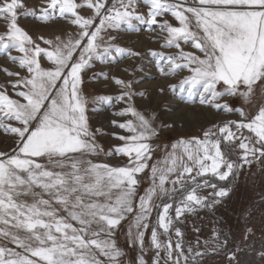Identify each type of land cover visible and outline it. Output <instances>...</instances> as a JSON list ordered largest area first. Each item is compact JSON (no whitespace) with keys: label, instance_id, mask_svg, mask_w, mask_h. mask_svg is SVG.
<instances>
[{"label":"snow or ice","instance_id":"1","mask_svg":"<svg viewBox=\"0 0 264 264\" xmlns=\"http://www.w3.org/2000/svg\"><path fill=\"white\" fill-rule=\"evenodd\" d=\"M96 3L98 7H94L93 0H85V5L94 9L92 17L85 18L78 13L84 5L75 0H42L36 6H30L27 0H0V52L9 55L26 73L24 80L9 81L0 88V136L10 137L13 144L12 150L0 151V264H132L123 259L126 254L114 236L120 223L134 213V197L140 183L137 176L146 169H150L152 184L139 197V210L127 233L129 246L139 248L136 264H148L146 250L153 252L151 264H205V258L220 253H224L228 264H241L239 254L257 235V226L250 223L257 209L243 210L244 227L231 249L230 232L218 224H213L206 237H200V229L193 225L197 239L188 244L182 227L184 217L212 210L230 195L231 187L212 183L209 177L230 183V178L237 179L245 168L264 161V0H195L197 7L188 6L185 0L181 15H177L178 9L171 0H115L111 7H107V0ZM141 6L146 12L138 11ZM105 8L107 12L102 13ZM186 13L194 17L195 29ZM165 14H170L179 26L166 18L158 19ZM27 16L37 22L68 19L84 32L75 41L76 47L66 53V59L64 50L68 44L63 48L57 45L54 60L19 23ZM78 18L87 20L89 28L78 23ZM142 25L146 30L154 26L165 30L162 47L177 50L175 56L149 50L158 71L169 76L187 70L177 83L168 85L173 94L181 100H198L208 108L238 111L241 119L213 123L202 129L200 136L180 138L172 143V151L163 161L150 166L149 141L160 131L156 124L158 114L146 115L135 106L137 92L132 81L111 78L120 89L119 95L100 93L95 99L109 106L113 101L121 102L124 107L114 114L134 118L111 121L128 133H112L122 142L114 146L115 154L126 157L127 163L112 166L94 162L87 157L103 151L97 142V135L103 130H93L89 124L87 106L92 98L84 94L83 74L95 68L97 62L115 61L124 55L141 56L140 52L118 45L115 35L105 38L104 34L122 28L139 31ZM40 39L51 50L52 39ZM53 39L59 40L60 36ZM182 43L191 44L203 56L185 51ZM30 44L34 45L31 49ZM36 49H40L37 61L41 67L42 57L50 65L59 63L64 67L55 75L41 76L37 82L31 68L22 62L27 52ZM11 50L17 54H11ZM6 74L19 77V72ZM101 77L103 72L93 74V79ZM8 87L21 99L12 98ZM158 91L164 93L165 89ZM139 95L149 99L143 90ZM225 96L240 98L256 109L255 114L233 108L227 100L218 102ZM245 129L248 136L243 134ZM222 144L231 152L222 150ZM106 154H111V150ZM38 158H45L46 163ZM173 174L176 175L171 184H178L184 194L175 205L174 217L170 214L173 204L162 205L146 248L153 198L175 195V187H165ZM201 189L211 191L205 196L199 193ZM113 190L118 191L114 194ZM44 194L49 198H44ZM21 197H31V202ZM260 203L264 205V197ZM61 209L67 217L60 214ZM259 230H264V210ZM173 232L177 238L174 245ZM162 235L166 238L163 241ZM258 254L264 258V248Z\"/></svg>","mask_w":264,"mask_h":264},{"label":"rangeland","instance_id":"2","mask_svg":"<svg viewBox=\"0 0 264 264\" xmlns=\"http://www.w3.org/2000/svg\"><path fill=\"white\" fill-rule=\"evenodd\" d=\"M42 0H27L30 6H36ZM76 3L84 5L78 8V13L85 18L92 17L94 9H90L85 5V0H75ZM115 0H107V7H111ZM178 9L177 15H181L185 12V0H171ZM186 4L191 7H197L195 0H186ZM94 7H98L96 0H93ZM138 11L146 12V8L141 6ZM107 8L102 10V13H106ZM189 17V23L195 29L194 17L191 13H186ZM168 19L174 26H179L178 22L170 16L165 14V17L158 19ZM0 21V25H2ZM19 23L29 31L36 44H40L41 48L47 51V55L51 59H56V46L59 45L63 48L64 44H68V48L65 49L66 53L76 47L75 41L83 34L84 29L71 25L70 20L63 18H56L52 22H37L32 16L22 17ZM78 23H83L85 29L89 28L87 20L79 19ZM98 23V21H97ZM115 35L117 37V44L133 51L140 52L142 55L139 57L133 55H124L119 57L115 61H106L103 63L97 62L95 68L86 70L83 74V90L86 97L92 99L88 103V118L89 124L93 130L99 128L103 130V134L97 135V142L102 146L103 151L96 156L87 157L98 163H108L112 166H123L127 163L126 157H121L115 154L114 146L120 145L122 142L119 139L113 137L112 133H119L121 135H127L124 130L113 126L111 121H126L127 119H134L130 115L119 116L114 113L124 107L121 102L113 101L109 105H104L97 101L95 97L100 94H111L113 96L119 95L120 89L112 82L111 78L119 77L126 81L133 82V88L137 92L135 98V106L143 111L146 115L152 112L158 114L156 124L160 127L158 135L151 138L149 143L152 145V160L149 161V165L156 163L157 161H163L165 156L172 151V143L178 141L180 138H191L193 136H200L202 129L207 128L210 124H220L229 120H240L241 117L237 112H227L225 110H217L214 108H208L207 106H201L198 102H191L188 100H181L178 95L173 94L168 85L177 83L181 77L187 74V70H181L176 74L165 76L161 74L157 66L154 63L153 58L149 55V50H158L165 53H170L173 56L176 55V49L162 47L163 40L166 39L167 33L159 27H155L152 30H146V26H140L139 31H128L121 29L105 33V38L108 35ZM57 35L60 36L59 40L53 39ZM52 39V48L48 50L43 40L40 39ZM103 43L104 41H99ZM34 45H28V48H33ZM182 47L187 52H194L198 56H203V53L194 49L191 44H183ZM7 51V50H5ZM40 49H36L35 52L29 51L25 57H22V62L26 67L31 68L33 75L37 82L41 76L45 74L55 75L59 68L64 67L63 64H53L46 58H41L42 66L38 64L37 57ZM11 54H17L16 50H11ZM167 67V65H165ZM12 73L19 72V77L15 75H7L6 72ZM103 72L104 77L100 79H93V74L99 75ZM156 74V76H146L148 73ZM26 76L25 71L18 67L17 62H12L9 55L0 52V88L5 87L9 81H15L18 78L24 80ZM148 77V78H147ZM164 88V93H160L158 90ZM126 91L128 89H125ZM143 90L146 92L149 99L142 98L139 93ZM8 94L14 99H21L15 96V90L11 87L7 88ZM257 96L260 94L259 86H256ZM259 100L260 98L257 97ZM225 100L229 101L233 108H243L245 112L255 114L256 109L240 98H233L225 96L220 101L223 103ZM23 102V101H22ZM15 123V122H13ZM165 125H170L166 127ZM245 136L249 135L248 130H243ZM13 144L10 137L6 138L0 136V151L7 152L12 150ZM111 150V154L109 153ZM222 150L231 152V150L222 144ZM179 154L180 150H176ZM236 154H232L231 158H235ZM39 162L46 163L45 158H38ZM176 174L169 177V181L166 183V188H176L175 195L168 196H156L153 198L152 213L148 218L149 228L145 233V246L150 245V234L152 226L156 224L158 215L162 211V205L165 203H172L173 208L170 210V214L175 216V205L179 198L184 194L177 184L173 186L171 180L175 178ZM137 179L140 181L137 186L136 195L134 197V213L129 214L128 217L123 220L118 228L115 230L114 239L118 247L122 250L125 261L131 260L132 264H136V259L139 254L138 247L129 246L128 226L138 211L139 197L145 194L146 190L152 184V178L150 176V169H146L144 173L138 174ZM187 179V177H186ZM212 183H218L221 187H231L232 191L230 195L223 198L222 203L216 206L212 210H200L196 216L184 217L183 239L186 244L195 242L197 234L193 230V225L200 229V237H206L209 234V229L213 227V224H218L226 231L230 232L231 237L229 239L228 248L231 249L235 242L239 241L244 223L242 221V212L244 209L252 207L257 209L253 219L250 221L253 226H257L258 231L254 241H249L248 248L239 254V260L241 264H264V258L258 253L264 248V230H259L261 223V210H264V205L260 203L262 197H264V161L256 163L251 166V169L245 168L239 174L237 179L232 180L230 183L219 182L214 178L209 177ZM158 182V178H157ZM190 187V185H186ZM36 191H40L36 189ZM118 190H113L114 194ZM211 189H201L199 193L207 196ZM44 198H49L47 194H44ZM20 199H26L31 202V197H21ZM60 208L59 205H55ZM60 214L67 217V213L61 209ZM71 222V221H70ZM75 223V222H73ZM78 226V225H77ZM135 231V229H133ZM162 231V230H160ZM101 238H104L102 235ZM161 240L166 238L162 235ZM173 245L176 242V236L174 232L171 235ZM153 252L146 250L145 259L148 264H151V258ZM104 260L105 257H100ZM205 264H228L225 259L224 253L219 255L205 258Z\"/></svg>","mask_w":264,"mask_h":264},{"label":"bare ground","instance_id":"3","mask_svg":"<svg viewBox=\"0 0 264 264\" xmlns=\"http://www.w3.org/2000/svg\"><path fill=\"white\" fill-rule=\"evenodd\" d=\"M147 73H148V72H147ZM146 76L153 77V76H156V74L148 73ZM147 78H148V77H147Z\"/></svg>","mask_w":264,"mask_h":264}]
</instances>
